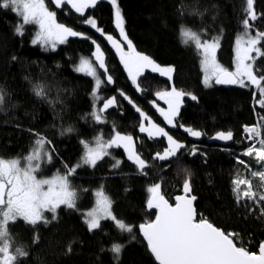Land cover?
Instances as JSON below:
<instances>
[{
	"label": "trees",
	"instance_id": "16d2710c",
	"mask_svg": "<svg viewBox=\"0 0 264 264\" xmlns=\"http://www.w3.org/2000/svg\"><path fill=\"white\" fill-rule=\"evenodd\" d=\"M117 2L124 17L125 32L136 51L161 65L172 66V81L145 71L137 78L138 90L109 49L105 37L82 23L85 17L95 19L97 27L106 35L121 39L115 26V11L107 0H98L95 8L85 11L84 17L67 6L55 9L50 5L57 11L58 22L89 37H69L54 51L31 43L36 31L34 25L25 26L24 35H18L16 27L21 18L0 9V93L4 97L0 104V157L28 155L36 139L34 133H39L51 142L46 147L54 149L52 162L45 164L40 173L43 177H51L57 171L63 173L65 164L73 166L80 161L84 152L82 140L90 142L99 135L109 139L115 129L133 136L136 151L149 165L144 170L147 175H141L127 159L123 148H112L111 155L99 160L94 168H77L70 181L77 191L78 211L61 206L56 220L35 228L22 220L10 224L13 248L21 247L29 253L20 264H157L138 227L155 218V211L147 208V189L158 183L163 194L172 201L182 192L185 179L190 180L193 194L198 198L196 207L201 218L225 232L239 233L243 246L258 252L259 243L264 241V216L260 215L259 208L250 211L244 201L236 203L232 181L247 172L236 162L238 158L249 162L255 170L260 168L254 160L241 156L250 145L244 127L254 126L259 116L264 115V108L257 103L259 94L253 87L225 88L215 84L206 87L200 56L194 45H185L180 36L182 28H190L204 40L219 37V62L231 70L235 41L244 31L246 0ZM254 10L257 19L250 21L254 26L252 34L264 31V0H254ZM93 40L104 50L106 65L113 77V83L107 84L106 77L102 76L100 104L111 97L117 101L103 113L104 123H97L91 115L96 107L92 95L94 80L74 70L82 57L93 58L96 47ZM255 69L258 74H264V57L256 60ZM173 86L197 97L195 101L184 97L174 128L168 126L153 107L154 102L167 108L155 94L171 90ZM38 87L43 88V96L36 95ZM133 104L185 145L176 158L152 159L167 147V139H149L146 133H140L141 117ZM144 123L147 126V122ZM187 127L203 135L194 138L184 131ZM69 128L73 129L71 133L65 131ZM229 131L234 137L230 147L214 142L212 137L218 132ZM193 148H196L195 155L191 154ZM117 160L121 163L114 167ZM101 188L112 200L113 213L132 225L133 233H121L111 220L101 221L100 229L88 230L83 213L94 205L95 191ZM261 205L264 206V202ZM45 215L51 219V213ZM37 235L39 240L34 243ZM113 244L123 245L118 258L110 250Z\"/></svg>",
	"mask_w": 264,
	"mask_h": 264
},
{
	"label": "snow or ice",
	"instance_id": "6c2138e0",
	"mask_svg": "<svg viewBox=\"0 0 264 264\" xmlns=\"http://www.w3.org/2000/svg\"><path fill=\"white\" fill-rule=\"evenodd\" d=\"M97 3L98 0H0V9L9 10L21 18V22L16 27L18 35H24L25 26L34 25L36 31L31 43L54 51L58 44L66 43L69 37L82 39H89V37L58 22L57 11L52 10L50 5H54L55 9H64L67 6L79 16L84 17L85 11L95 8ZM109 3L115 10V26L119 30L121 39L117 40L112 35H106L97 27L95 19L85 17L82 23L95 28L110 42L134 85H137V78L144 74L145 69L159 72L161 76H166L171 81L174 69L161 67L147 55L136 51L125 32V21L117 0H109ZM245 11L247 16L242 20L244 31L235 41L234 71L224 67L217 60V50L220 47L219 37L211 41L203 40L200 34L184 28L180 30V36L185 45L193 44L200 56L201 71L204 74L203 83L206 87H211L213 82L237 85L241 88L253 87L259 94L257 101L259 107L264 108V74H258V70L255 69L256 60L264 57V47H262L264 31L257 30L254 35L250 31L254 27L250 21L257 19L254 0H246ZM92 43L96 45L93 53L95 65L103 70L102 73L98 74L93 61L85 57L81 58L74 70L94 80L92 95L98 101L100 97L97 93L103 83L102 76L106 77L107 84L113 83V77L109 74L105 53L95 40ZM137 89L139 90V85ZM36 95H44L42 87L36 89ZM120 95L124 96L130 104L132 103L123 92ZM155 95L157 99L164 101L167 108L159 107L154 102L153 107L163 117L164 122L173 128L177 127L176 117L179 115L184 97L188 96L191 100H197L195 95L177 90L175 86L171 90L158 91ZM3 102L4 97L0 93V104ZM116 103V98L111 97L106 99L98 110L94 106L91 113L92 118L97 123H104L103 113ZM133 107L136 106L133 104ZM136 111L141 117L140 133H146L149 139L157 137L167 139V147L162 153L157 152L152 159L169 161L176 158L180 149L185 145L175 140L164 127L153 122L139 107H136ZM259 120L264 121V115H260ZM144 122H147V126ZM180 126L183 127V125ZM262 129H264V123L244 127L246 139L250 145L241 153V156L252 158L260 168L254 170L249 162L238 158L236 162L249 171L251 178L233 179L232 191L238 205L244 201L246 208L250 211L259 208L260 215L264 216V206L261 205V202H264V133ZM65 131L71 133L73 129L69 128ZM113 131L115 134L107 140L102 135L98 136L94 145L82 140L84 152L80 161L73 166L65 164V171L63 173L57 171L51 178H45L40 173L45 164L52 162L51 153L54 149L46 147L51 142L39 133H34L36 139L28 155L22 158L0 157V264H20V261L29 255L21 247L13 248L10 224L22 220L35 228L38 224L47 225L56 220L58 209L61 206L79 210L77 191L70 181V177L76 174L77 168L83 166L94 168L99 160L111 155L109 149L123 148L127 159L136 166L140 174L147 175L144 170L149 165L136 151L133 136L121 134L115 129ZM184 131L194 138H200L203 135L201 131L190 127L184 128ZM212 138L229 141L232 140L233 133L231 131L218 132ZM191 154H196V148L192 149ZM120 163L121 161L117 160L114 167H118ZM252 178H258L259 183L254 186ZM147 192L149 193L147 208L156 210L155 218L141 223L138 227L139 234L146 241L147 248L157 264H264V241L259 243L258 252L249 251L240 242L239 233L225 232L206 218L197 219L193 203L196 197L189 195L190 180L185 179L184 194L175 197L174 205L165 198L161 185L158 183L148 187ZM94 195L96 197L95 206L83 213L84 223L90 232L100 229L101 221L111 220L121 233H133V226L118 219L113 213L112 200L102 188ZM249 201L252 202L251 206L247 203ZM46 213H51V219L45 215ZM38 240L37 235L34 243ZM122 247L121 244H113L110 250L118 258ZM69 251H71L70 247Z\"/></svg>",
	"mask_w": 264,
	"mask_h": 264
},
{
	"label": "rangeland",
	"instance_id": "374dc122",
	"mask_svg": "<svg viewBox=\"0 0 264 264\" xmlns=\"http://www.w3.org/2000/svg\"><path fill=\"white\" fill-rule=\"evenodd\" d=\"M107 1H109V0H107ZM115 11V10H114ZM184 29H190V28H184ZM192 30V29H191ZM192 31H194V30H192ZM251 31V34H252V30H250ZM194 32H196V31H194ZM196 33H198V32H196ZM243 33V32H242ZM242 33H240L239 35H241ZM199 34V33H198ZM252 35H254V34H252ZM202 38V37H201ZM237 39V38H236ZM204 40V39H203ZM209 41H211V40H209ZM60 44H58L57 46H56V48L59 46ZM220 48V47H219ZM48 49H50V48H48ZM125 49H126V51H127V48H126V45H125ZM102 50V49H101ZM103 52H104V50H102ZM218 52H219V49L217 50V60H218V62H219V59H218ZM105 53V52H104ZM85 58H89L90 60H92L93 61V64H94V66H96L97 67V71H98V74H100V69L98 68V65H95V60H94V56H93V58H91V57H85ZM234 59H235V46H234ZM105 62H106V54H105ZM155 62V61H154ZM80 63V62H79ZM79 63L76 65V67L79 65ZM155 63H157V62H155ZM220 63V62H219ZM158 65H160L161 67H172V66H167V65H161V64H159V63H157ZM75 67V68H76ZM173 68V67H172ZM174 69V68H173ZM231 70H235V68H234V64H233V67H232V69ZM145 71H151V69H145ZM144 71V72H145ZM152 72V71H151ZM153 73H156V74H159V72H153ZM160 75V74H159ZM172 75V79H171V81L173 80V77H174V71H173V73L171 74ZM204 75V74H203ZM161 76V75H160ZM162 77H164V78H167L166 76H162ZM168 79V78H167ZM103 81V80H102ZM213 84H214V82H213ZM97 95L100 97V95H99V91H98V93H97ZM96 101V109L98 110L99 108H101L102 106H103V104H100V99L97 101V100H95ZM257 123H261L259 120H257V122H256V124ZM255 124V125H256ZM254 125V126H255ZM262 133H263V130H262ZM99 136H101V135H99ZM98 137V136H97ZM97 137H95L93 140H91L89 143L90 144H92V145H94V142H95V139L97 138ZM105 140H107V139H105ZM134 144H135V141H134ZM258 146V145H257ZM135 148H136V144H135ZM109 152H110V149L108 150ZM248 158H250V157H248ZM250 159H252V158H250ZM252 161H253V159H252ZM255 161V160H254ZM254 170H255V168H253ZM52 177V176H51ZM51 177H45V178H51ZM240 178H251L250 177V173H249V171L247 170V172L243 175V176H241ZM253 179V183H254V186L256 185V184H258L259 183V181H258V178H252ZM242 188H243V185L241 186ZM99 190V189H98ZM97 191V190H96ZM95 191V192H96ZM110 198V197H109ZM95 199H96V197H95ZM95 206V202H94V205L90 208V209H88L87 211H90L93 207ZM86 211V212H87ZM113 211V210H112Z\"/></svg>",
	"mask_w": 264,
	"mask_h": 264
},
{
	"label": "water",
	"instance_id": "95a60500",
	"mask_svg": "<svg viewBox=\"0 0 264 264\" xmlns=\"http://www.w3.org/2000/svg\"><path fill=\"white\" fill-rule=\"evenodd\" d=\"M115 38V37H114ZM116 39V38H115ZM118 40V39H117ZM107 44H108V47H109V49L112 51V53L116 56V58L118 59V61H119V63L121 64V62H120V59H119V56H118V54L116 53V51H115V49L114 48H112V46H111V44H110V42L109 41H107ZM122 65V64H121ZM123 66V65H122ZM215 84V83H214ZM215 85H219V86H223V87H225V88H232V87H235V86H237V85H223V84H215ZM214 142L217 144V145H219V146H221V147H230L232 144H233V142H234V137L232 138V140H229V141H222V140H216V139H214ZM179 154V153H178ZM162 191V190H161ZM163 193V192H162ZM184 194V192H183V190H182V192L180 193V194H178V195H183ZM189 195L190 196H195L194 194H193V191H192V189H191V192L189 193ZM177 196V195H176ZM175 196V197H176ZM175 197L173 198V200L172 201H170L166 196H165V198L166 199H168L169 200V202L170 203H172L173 205L175 204ZM196 197V196H195ZM197 201H198V198L196 197V200L193 202L194 203V207H195V209H196V212H197V219L199 220L202 216L198 213V211H197V207H196V204H197ZM148 211H156L155 209H152V210H148ZM154 220V219H153ZM216 226V225H215ZM223 230V229H222ZM141 237H142V235H141ZM143 238V237H142ZM146 242V241H145Z\"/></svg>",
	"mask_w": 264,
	"mask_h": 264
}]
</instances>
